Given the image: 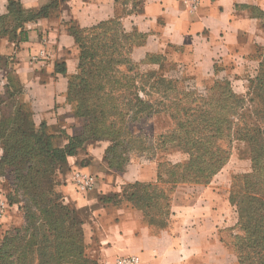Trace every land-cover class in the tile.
<instances>
[{"label":"trees","instance_id":"trees-1","mask_svg":"<svg viewBox=\"0 0 264 264\" xmlns=\"http://www.w3.org/2000/svg\"><path fill=\"white\" fill-rule=\"evenodd\" d=\"M9 10L0 15V37L20 29L24 32V23L35 17L33 11L15 2ZM71 31L79 48V71L70 78L68 100L86 123L82 132L68 136L63 146L56 144L57 135L50 131L47 120H35L31 103L23 97V86L10 70V58L0 54V72L5 79L0 91V175L6 173L7 166H13L15 191L22 197L16 194L11 202L22 203L24 212L23 224L6 232L1 241L0 264H98L86 252L83 226L87 217L77 206L65 202L61 190L68 156L84 151L89 144L109 141L104 161L122 171L133 152L150 148L153 141L137 135L132 124L161 111L176 119L170 137L160 135L163 142L184 140L195 150L186 163H169L173 183L210 181L227 158L216 140L232 136L236 123L234 134L249 143L254 163L253 172L243 175L244 192L237 201V224L245 232L238 246V260L240 264H264V127L242 117L240 109L245 107V100L234 92L231 83L221 86L220 98L209 101L201 95L204 103L192 106L198 98H189L194 91L181 90L178 93L182 96L172 97L177 79L142 66L155 62L156 57L148 56L142 63L131 58L143 35L126 32L119 19L88 28L73 25ZM263 70L264 61L259 75L253 78L251 94L252 100L260 96L264 102ZM212 103L217 105L212 107ZM161 165L159 181H163ZM132 195L137 196V192ZM137 201L135 206L157 223L164 222L170 213V199L164 206L154 194L140 196Z\"/></svg>","mask_w":264,"mask_h":264},{"label":"crops","instance_id":"crops-1","mask_svg":"<svg viewBox=\"0 0 264 264\" xmlns=\"http://www.w3.org/2000/svg\"><path fill=\"white\" fill-rule=\"evenodd\" d=\"M14 2L35 17L24 23V32L0 37V54L10 58V70L23 86L35 120H47L53 132L65 128L66 137L80 134L86 123L68 100L70 78L79 71L73 25L88 28L117 18L126 32L143 35L132 49L134 61L154 56L158 60L143 63L145 69L159 71L170 64L200 82L258 68L264 0H200L192 10L183 0H142L139 8L123 0H0V15L9 13ZM42 50L45 58L39 55ZM108 145L98 141L69 155L61 187L65 202L87 217L88 256L98 264H116L125 254L140 255L143 264H219L225 254L219 230L222 192L216 186L202 191L181 184L188 192L178 189L166 220L152 221L144 209L121 198L131 183L158 182V162L132 156L124 170L112 169L104 161ZM76 172L92 175V188L79 189ZM117 195V202L104 198Z\"/></svg>","mask_w":264,"mask_h":264},{"label":"rangeland","instance_id":"rangeland-1","mask_svg":"<svg viewBox=\"0 0 264 264\" xmlns=\"http://www.w3.org/2000/svg\"><path fill=\"white\" fill-rule=\"evenodd\" d=\"M123 1L132 6L133 4L136 5V8H139L142 2V0ZM261 42L262 44L259 45L256 51V59L259 61L258 68L257 71L253 73H219L201 82L196 81L191 75L182 74L180 70H177L175 66L170 64H164L156 73L167 76L168 78L177 79V91L172 94V97H175L176 94L178 97L182 96L181 92L178 93V91L181 90L194 91L195 94L193 97L190 96L189 98L191 100L195 98V96L198 98L197 101L191 102L192 106H195L197 102L203 104L205 100L210 101L220 98V94L224 90L221 86H224L228 81L231 83L234 92L245 100L243 104L245 107L240 109L242 117L250 124L259 123L264 127L263 99H261L260 96H255L254 100H252L251 94L253 78L259 75L261 62L264 61V39ZM3 76V73L0 72V91H3V85L5 84ZM206 85L209 87L206 88ZM157 95L155 96L163 100L162 97ZM201 95L205 100L201 99ZM186 103L189 104L185 101V104ZM215 105L217 104H211L212 107ZM234 121L238 122V117H236ZM175 127L176 119L171 117L168 112L164 111L154 113L132 124V128L137 135H142L144 139L147 137L153 139L150 143V148L146 150L143 149L140 152H133L132 155L139 158H152L155 159L158 164L161 163L160 169L162 170L163 181L158 180V182L152 184L153 186L151 187L144 186L145 183H143V186H135L131 183L127 185L126 191H124L121 199L124 200V203L128 202L131 205H136L138 202L137 199L140 196L154 194L158 197L157 202H159L161 206H164L168 199L172 201L175 198V193L178 189L183 192H188L189 188L187 186L182 187L181 184H191L192 187H196V190H202L203 186H206V188H213L216 186V188L222 192L223 202L220 206L223 209L224 220L219 230L222 243L224 244L225 254L222 255V260L219 264H240L238 260V246L241 244V237L245 232L242 231L237 224L239 220L237 201L244 192L243 175L253 172L254 169L251 147L247 141L239 139L234 134V130H236V123H234L231 129L233 131V133H231L232 136H226L216 140V145L222 149L221 152L227 158L223 166L212 176L210 181L205 183L192 181L173 183L171 182L172 177L169 172L171 171L169 163L184 164L190 159L192 152L195 151L184 140H175L169 143L163 142V138H161L160 135L166 134L170 137V132H172ZM50 131L52 132V129H50ZM61 132L62 133L57 131L52 133L57 135V140H55L56 144L63 146L67 143L68 136L66 137L63 133H66L65 128L61 129ZM225 133L228 135V130H226ZM66 169L67 166L64 168V172ZM182 188L184 190H182ZM134 192H137V196L135 197L132 195ZM16 194L13 166H7L6 173L0 175V214H2V216H0V244L6 232L14 227L21 226L24 222V212L21 208L22 203L16 200L11 202V197H14ZM17 197L20 199L22 194L18 193ZM104 198H112V202H117L120 197L117 195L111 197L105 196ZM151 208H153V206Z\"/></svg>","mask_w":264,"mask_h":264},{"label":"built area","instance_id":"built-area-1","mask_svg":"<svg viewBox=\"0 0 264 264\" xmlns=\"http://www.w3.org/2000/svg\"><path fill=\"white\" fill-rule=\"evenodd\" d=\"M190 10L197 7L200 0H183ZM39 55L45 58L47 55L45 50L40 51ZM77 185L81 190H88L94 185V177L83 172H76L75 175ZM2 216V214H0ZM116 264H143L142 258L138 254H125L116 258Z\"/></svg>","mask_w":264,"mask_h":264}]
</instances>
